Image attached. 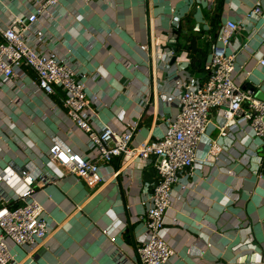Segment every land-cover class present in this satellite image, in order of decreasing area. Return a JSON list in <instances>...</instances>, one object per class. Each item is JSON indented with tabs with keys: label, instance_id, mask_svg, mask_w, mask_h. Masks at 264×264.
<instances>
[{
	"label": "crops",
	"instance_id": "1",
	"mask_svg": "<svg viewBox=\"0 0 264 264\" xmlns=\"http://www.w3.org/2000/svg\"><path fill=\"white\" fill-rule=\"evenodd\" d=\"M28 1L0 0V21L27 15ZM257 2L262 12L254 16ZM214 20L238 25L228 50L235 57L234 82L242 89L250 81L254 88L247 91L264 101L259 64L264 0H101L90 5L63 0L37 25L45 40L39 49L72 60L88 76L87 94L99 123L118 131L135 129L132 144L139 147L161 136L179 111L182 89L170 74L178 67L193 80L200 76L179 44L189 45L191 36L210 29ZM205 43L198 39V46ZM144 45L148 51L141 49ZM22 72L14 86L0 87V175L9 168L19 173L28 162L35 175L52 170L60 175L46 156L52 139L81 155L87 137L67 117L63 91L39 92L37 76L25 67ZM223 121L222 110L212 109L196 150V168L174 187L164 235L176 256L166 264H264V141L242 121L241 132L223 138ZM213 141L227 148L217 159L210 155ZM120 167L119 160L104 167L103 182L95 188L70 174L46 185L38 180L34 198L45 209L48 235L33 251L13 246L16 263L136 264L137 250L148 238L145 215L159 177L142 160L125 170L122 166L116 178ZM0 194L14 197L5 182Z\"/></svg>",
	"mask_w": 264,
	"mask_h": 264
},
{
	"label": "built area",
	"instance_id": "2",
	"mask_svg": "<svg viewBox=\"0 0 264 264\" xmlns=\"http://www.w3.org/2000/svg\"><path fill=\"white\" fill-rule=\"evenodd\" d=\"M62 1L29 0L27 15H16L7 23L0 21V87L14 86L18 77L23 76L22 68L25 67L37 76L34 86L39 92L52 95L57 89L63 91L66 115L86 135L87 149L80 155L55 137L46 156L55 169L61 170L60 175L53 170L45 176L35 175L29 162L19 173L10 168L4 171H11L17 181L11 183L0 178V183L10 185L14 195L10 199L0 194V204L5 202L0 206V264H17L13 246H27L33 251L47 238L49 224L45 209L34 198L38 180L46 185L55 183L63 174H70L89 188H95L103 182L104 167L116 160L121 163L114 175L116 178L121 174L122 166L125 170L136 160L152 165L158 173V181L152 186L151 205L145 215L148 238L137 250L136 264H166L176 256V251L164 235L165 217L175 185L183 174L196 168V150L209 127L211 110L223 112L224 121L219 127L223 138L241 132L239 122L242 121L254 138L264 141V101L255 99L251 91L240 89L233 79L235 57L228 50L238 25L234 22L221 25L203 79L193 80L187 69L178 67L170 74L169 80L182 89L179 111L167 120L161 136L135 147L132 144L135 129L118 131L99 123V112L87 94L88 76L58 52L39 49L45 40L38 34L37 25ZM79 1L90 5L101 0ZM261 12V3L257 2L252 15ZM141 49L148 51L149 46L144 45ZM259 64L264 68V56ZM210 145V155L215 159L227 149L217 141ZM9 204L14 205L10 207Z\"/></svg>",
	"mask_w": 264,
	"mask_h": 264
},
{
	"label": "trees",
	"instance_id": "3",
	"mask_svg": "<svg viewBox=\"0 0 264 264\" xmlns=\"http://www.w3.org/2000/svg\"><path fill=\"white\" fill-rule=\"evenodd\" d=\"M220 27L221 22L219 20H214L210 23L209 30L206 31L204 29H200L196 32V34L194 33L190 38L191 41L189 45L179 44L180 48H183L188 52L192 70L200 75L198 79H203L206 76V60L211 52L212 45L217 41ZM200 37L204 38L206 41L203 48L198 46V39ZM190 53L196 56L200 55V57H190ZM13 205L14 204H9L8 206L12 207Z\"/></svg>",
	"mask_w": 264,
	"mask_h": 264
},
{
	"label": "water",
	"instance_id": "4",
	"mask_svg": "<svg viewBox=\"0 0 264 264\" xmlns=\"http://www.w3.org/2000/svg\"><path fill=\"white\" fill-rule=\"evenodd\" d=\"M174 52L177 53V50H174ZM176 59H177L176 56L173 57V58L171 59V62H170V63H171L172 65L175 64ZM253 88H254L253 84H252L250 81H247V82L245 83V85L242 87V90L247 91V90H251V89H253Z\"/></svg>",
	"mask_w": 264,
	"mask_h": 264
},
{
	"label": "bare ground",
	"instance_id": "5",
	"mask_svg": "<svg viewBox=\"0 0 264 264\" xmlns=\"http://www.w3.org/2000/svg\"><path fill=\"white\" fill-rule=\"evenodd\" d=\"M2 177H4V178H6L7 180H12V179H14L15 181H17V178L13 175V173L11 172V171H6V172H4V174L3 175H0V178H2Z\"/></svg>",
	"mask_w": 264,
	"mask_h": 264
}]
</instances>
